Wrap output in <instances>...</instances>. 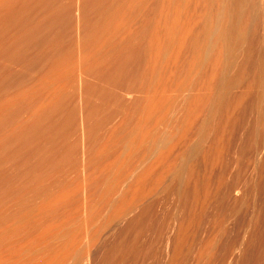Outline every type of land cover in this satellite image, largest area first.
Instances as JSON below:
<instances>
[{"label":"bare ground","instance_id":"obj_1","mask_svg":"<svg viewBox=\"0 0 264 264\" xmlns=\"http://www.w3.org/2000/svg\"><path fill=\"white\" fill-rule=\"evenodd\" d=\"M149 1L151 2L149 5L152 4L154 9L156 7V10H155L156 13H157V8H159V11H161L159 14H161V15L159 16V21L155 22L156 24L158 22V24H157L158 26H156L154 23L155 19H158V18H155L153 21H150L151 23L153 22L152 26L150 25L149 22L146 21L151 27H153V29L151 28L152 30H156V33L152 34V32L150 33V31H151L149 29L150 26L148 27V29L150 31H148V32L146 31V32L150 33L151 35L148 38L149 40H147L146 37H148L149 34L144 36V34L146 32H143L144 29H147V27H146L147 24H145L146 22L142 24V22L146 18L144 20L143 19L141 20V18H144L145 15H147L146 13L149 11L148 9H151L150 7L147 9ZM191 1L189 3H191ZM251 1L252 0H207L208 7H211V6L217 4V8H216L217 10L214 12L213 15L211 13H206V14H203V16H201L202 15V13H201V15H199L200 17H202L201 18L202 23H200L201 29L199 31L197 29L198 33L193 32L195 34L190 35V36H188V31L183 33L182 32L183 30L179 29V28H184L185 25L187 26V29H188V24L185 23V21H187L188 15H186V20L184 21L185 25L184 24L182 25L184 27L180 26V23H179L180 17H181L180 13H182V12L179 13V15H178L179 18H177V20H174L175 22L174 21L171 22V20L169 19L172 16V12L175 11L176 7L178 9L180 8L181 11L185 10L188 6V0H75L74 1L75 2L74 4H76L75 6L77 7V9H76L77 13L75 16H77V23H78L79 31L83 37L82 38L80 35V38H82L80 41L84 42V44L83 43H79V44L80 45L82 44L81 46H84V47L85 46L87 47L89 45V48H90V45H92L95 42L96 44L95 43L94 44L97 48L94 46V44L92 46H93V48L95 47V50L97 49L98 52H103L106 49H108V52H110V50L113 51L112 55L109 56L107 58V60L112 59L115 54H119L118 57L121 58V64H123V66H125L126 64L129 65L128 63L130 62L132 56L131 57L128 56V58H127V54H128V52H130V50L132 48L133 40L134 39L137 40V38L142 35L141 37L144 36L143 40L146 39L148 41V43L150 42V44H151L152 43L151 40H152V38H154L153 44L155 46L152 47L153 45L151 44L152 45L151 47L153 49L155 48L156 51H158V52H155L156 55L154 54L156 56V57H154L155 59L152 62H151V60H149L147 63L148 65H146L147 67L144 70L140 71L139 74L136 73L135 75H136V79L138 81H140V83H142V86L145 87L146 89H149L148 87L151 86L152 84L155 85V83H156V85H157L158 79L159 80L162 79V86H163V91H162L163 93L162 94L163 95H161V97H159V99H157L158 94H156V96H154L153 98L148 99L147 104H146L147 106L146 105L143 106V107L146 106L145 109H143L142 107L140 109L138 107L137 109L145 110L144 115L141 114V117L138 115V113H140V112H138V113L136 112L137 109L135 110V112H132V110L130 112V110H128L129 111L128 113L123 114L126 116V114L135 113L138 116V117L136 116L138 119L140 117V120H139L140 122L139 121L136 122L135 120H137V118H135V120H134L133 119L134 117H132L130 115L129 117H132L133 121H135L134 123L135 124L138 123L135 125L132 122V125L134 126V128H132L130 126L131 120L129 122V119H131V118L126 119V120L120 119V122H122V121H124V122L121 123L120 125L118 123L117 128L115 126L114 129H117V130L112 131L114 135H111V134L107 135V138H109L110 135L112 136V138L108 139V141H106V144L104 142L105 140L101 139V140H103V142H104L103 143V142H101L100 137L96 138L99 135V132H98V135L96 136V134H97L96 130L99 129L98 126L100 124L102 125L101 121L103 122V124H105L107 118H109V116H111V117L113 116V114L111 113V110H110L112 108H110V109L107 108V109H109V111L112 115L108 116L107 113H105V115H104L103 110L106 109L105 108L106 104H105V106H103V104L101 106V104H99V103H98L99 105L94 103L95 100L98 101L99 99L102 98L101 92L98 91V92H100L99 95L97 94V96H99V99L97 96H94L95 98L96 97L97 98L96 99L94 98L95 100L93 101V103L95 104V106L97 105L99 110H101L100 107L102 108L101 112H103V113L100 112V114H102V115H100V116L97 115L99 118H101V121H99L98 117L96 118V114H99V113H97L98 112V109H96L97 107L96 108L93 107L94 105L89 106L90 104L86 103L88 105L87 106L86 104H84L85 102L83 103L84 104L83 111L79 110L82 115H81L80 124L78 123L80 125V127H79V130L77 129V131H79V133H80L78 141H80L82 144V150H84L83 152H84L85 158L83 159L82 157L81 158L79 157V155L81 153L77 157H79L81 160L82 159L84 160V164L81 161V164H82L81 167L83 166V168H82L83 171H81V174L83 175V173H84V175H85V177L83 176L85 185L82 183L85 186V188L83 190V185H82L81 192L83 191L85 193V206L82 207V208H84L83 213L81 211H79L80 213H82V215L80 216V214H78V217L83 218V219L80 220L78 218L79 219V221H78L77 216H76L77 214L74 213V215L76 216L77 222L75 221V219L73 220V218H75L72 215L73 213L72 214L69 213V212H71L70 211V208H71L70 205H72L71 204L72 202L70 203L71 198L66 192H64V193H66L65 195L63 193V190H65L64 189L65 186L68 185V183L67 184L65 183L66 179H64L65 186L63 188L60 184V183H62L61 180H63V178H65V176L64 177L61 176L60 175L61 173H59V172H61L64 169V165L67 164L65 162H67V161L69 162V159L67 158V156H69V155L66 154V156H65L66 151L65 152L62 151V154L64 152V155H62L61 152H60L61 155L57 152L56 154H59V156L55 154L54 157L57 156L58 160L55 159L53 157V155H54L53 151L55 149H56V151H60V150H57L60 148L58 146H56V148H55L54 140L57 139V142H55V143H58V140L59 139L61 140V138H55V137H57L56 134H54V135H56L54 137L55 139H53V138L50 139V137L48 138L50 140L53 139L52 141H49V142L50 143L53 142L52 147L54 148V150L52 151L53 148L50 147L51 145H49V149L51 148V151H52L51 152L52 155L50 154L51 157H53V159L56 160V162L54 161V166H53L55 171L53 169H51L49 166L48 167H49L51 172L53 170V172H55L54 174L58 173L57 175L61 176V178H60L61 182L59 183L60 184L59 186H61L62 189L59 190L60 189L59 186H58V189L57 188L56 189L59 190L60 193L62 192L63 195L66 196L65 198H67V199H63L64 196L61 195L62 193L59 194V191H57L58 194H55L56 189H55V187H52V186H56L55 184H57V183H55V181L53 182V184L55 183L54 185L51 184L52 186H50L51 182L50 183L48 182V184L52 188V190L48 189L50 187L47 185V181H49V180L51 181V179H49L50 177L47 176V174H49V173L53 174V173L48 171V169L44 168L47 170V172L43 171L45 173L42 174V172H41L42 169L38 168L40 166V163L42 164V162H39V166H38V162H37V168H36V167H34L35 165L33 166L31 164V163H33L32 161H34L35 159L32 160L29 158L31 160L30 166H32V168L33 167L36 168V170H37V171H35V174L31 173L34 177L33 178L30 175V171H28L26 169L27 170L26 172H29V174L26 173L25 175H26V177L28 175H30L32 177V178L30 177L31 178L30 180L33 181V185L29 181V179L26 178V182L28 181V183H26V185L28 186L30 183H31V185H30V188H29V186L28 187L26 186L27 188L24 186V188L27 189V190L24 189V193H25V191H30V189H31V192H27V194L25 195L26 200L24 199L25 197L23 196L22 192H21L22 195H20L19 197L23 196L24 198L21 197V199H20L18 196H16V198L17 197L19 198V199H15L16 201H14L11 198L15 203L10 204L8 206V209H5L6 204H5V206L3 205L4 208H1L2 205L0 207V264H126L128 261H130V262L132 261L131 263L128 262V263L132 264L133 263L132 259L135 260V258H136V257L132 258L133 256H135L133 254L134 253L136 254V252H137L135 249H137L139 247V246L136 247V241H138V240L141 241V238H142V237L141 238L137 237L138 233L144 228L145 224L148 228H149V226L147 224L151 225V222L149 220H152V219H149V218L153 217L154 213L153 214H151V213L153 212V210L155 212V208H156V204H155L156 202L155 201L158 197H160L159 194H164V195L167 194L168 196H172V198L175 199V202H176L175 204H177V209H178L177 217H179L175 221L174 227H171V226H173V224H172V221H173L172 218L173 217L171 218L172 220H169L172 225L171 226L168 225V227H171V229L172 228H174V229L171 230V229L167 228V231L170 230L171 234H169V232H167L170 236L168 238L166 236L167 240L165 242V245H166L165 250H167V251H165V253H167V257H166V260H163L164 261L163 264H186V262L188 261V258H190V257H188L189 251H190V250L188 251V249H189L188 244L189 243L191 244L193 242L191 240V242L188 243V235H190L192 232L195 231V230L194 231L192 230V232L190 231V234H189L188 228L190 227L189 224L191 225L194 222L193 220H195V216L197 215V214L195 215V212H192L190 210L188 211V206L190 207V205L191 206L195 205V208H197L198 205L196 206V204H201V202H202V201L200 202L201 195L204 198V200H206L207 206H208V202L210 204H214V206H215V201H219L217 199H218L219 195L221 196L220 192L223 190V189H221L222 187L220 188V186H223L222 184H219V183H221V182H219L220 178L218 177V179H219L218 180L216 177L220 174L218 173V175L214 176L218 181L213 177V175L215 173L217 174V172H216L217 170L214 171V169L219 167L217 164L218 162H216L217 160L214 157L213 158L211 157V159H209L210 155H211L209 153L212 152V146H210L209 152H208V150L206 151V144L208 142L211 143V142L215 141L212 139V135L215 132L218 133L220 130V129L218 130V128H219L218 124L221 122L219 120L223 119L224 115L227 112H224L225 113V114L223 113L224 115L221 113L223 112V109L225 108V106H227L226 105L227 102H230V101H228L230 99L229 97H231V94L233 93V89L237 85H239L243 82H246V84H247L245 87L247 89L246 92L248 93L249 90H251L254 94L253 101H252L253 103L251 104L253 115L258 120L259 119L261 120V118L264 117V116L261 117L263 110H264V79H263L264 78L263 77L264 67L262 65L263 63L261 64V62H260L256 67H253V68L251 66H249V67H251V71L248 72L247 70H250V68L248 67L247 64H248V61H250L249 60L250 58L249 59L247 58V59H244V62H242L241 67L239 66L240 70L237 69L238 72L237 71L233 72L234 69L233 70L231 69L232 68L231 65L233 63L232 60L234 59L233 58L234 52L236 51L237 47L243 49V46L246 44L247 38H249L248 36H250V34H249L250 30L249 29H251L250 27H251L252 22H248L247 17H248V19L249 18L251 19L254 16V13L252 14V13H250L251 11L249 12V10H250L249 6L254 4L253 1H252V3H251ZM18 2H20L21 6L24 4L28 5L27 3L30 4L29 1L26 3V0H0V11L1 12L3 11L2 10V9H4L3 7L7 8L8 10L10 7L12 9H14L13 6L15 4H17ZM21 2L24 4H21ZM33 2H35V0ZM33 2L31 1V3H33ZM41 2L42 1L40 0V4H41ZM198 2H199V0L197 2L195 1L196 4ZM35 3H38V2H35ZM35 3H33L32 6H34ZM42 3L43 4L45 3L44 0ZM56 3L57 2H55L53 4H56ZM53 4L51 3L52 7H54ZM159 4H161L162 9L160 8L161 6L158 7ZM38 5H39V3H38ZM45 5L47 6V2ZM51 5H49V6H51ZM56 5L59 6L60 3L56 4ZM254 5H256V4H254ZM46 6H45V8H46ZM49 6L46 9L47 12L49 11V9H48V8H50ZM75 6H71V11L73 9L72 7H75ZM1 7H2V9H1ZM38 7L40 9V7H42V5L38 6ZM43 7H44V5H43ZM56 7H54L55 8L54 10L51 9V11L53 13L58 8V7L57 8ZM24 8L29 9L28 11H30V8H28L27 6ZM7 9H4V10L8 11ZM16 9H19V8L16 7ZM20 9H22V8H20ZM36 9H37V7H36ZM44 9H42V11H44ZM154 9H151V10L154 11ZM255 9H256V7H255ZM23 10H20L21 13ZM28 11H27V15L31 13V12L29 13ZM12 12L15 13L16 11L14 12L12 10ZM44 12H46V11H44ZM149 12L150 13L148 15L154 16V15H151L152 14L151 11H149ZM23 13H26V12H23ZM174 13H173V15H174ZM1 14L6 15L7 13L2 12ZM8 14H9V12H8ZM22 14L20 16L18 15L19 18H21ZM48 14L49 13H47V15ZM5 15L3 16V18L7 16V15L6 16ZM11 15H12V13H11ZM16 15L17 14H15V16L12 17V21H14ZM148 15L146 16L147 18L149 17ZM251 15H253V16H251ZM2 16L0 15V17H2ZM26 16H24V17H26ZM182 16L185 17V15H182ZM154 17H152V18H154ZM149 18H150V20H152L151 17H149ZM9 19H7V20H9ZM2 20L0 19L1 22H2ZM21 20H23V19H21ZM75 20H76V17H75ZM136 20H137V22H136ZM169 20H170V23H169ZM132 21H134L136 23H138V21H139V23L141 22L140 23L141 25L138 23L140 26H139V28H136L137 31L136 32L134 31L133 33L127 34L126 31L129 30L128 29L129 22L132 23ZM197 21L201 22L200 20H197ZM1 22H0V24H1V28H2V26H3L2 24L4 22L3 23H1ZM15 22H17V20ZM19 22H21V21L19 20ZM6 23H7V21H6ZM11 23L9 22L7 24L10 25ZM6 25H4V26H6ZM21 25H23V24H21ZM134 25H135V23H134ZM17 26H18V22H17ZM156 27H157V29H156ZM21 28H22V26H21ZM196 28H198V27H196ZM195 29L193 31H195ZM3 30H6V29H3ZM178 30H181V32H182V34L180 33L181 35L179 34ZM130 32H132V31H130ZM191 32H192V30H190V34H191ZM0 33H1V31H0ZM3 33L6 34V32H3ZM4 34H0V35L5 37ZM153 35H154V37H153ZM118 36L120 38L119 40H117ZM134 42H135V40H134ZM139 42H141V41H139ZM177 42L179 44H178V47H176V50L174 51V53L176 52V54L173 53L174 54V60H172V58H171L172 63L170 64V62H169L170 65H168V64L166 65L170 69V70L168 69L169 72L170 71L171 72H170V74L162 76L163 71L161 72L160 70L157 69V61H162V60L167 59L166 57L168 56L170 51L172 53V50H174V48H175V47L173 48V46ZM54 44H57V43H54ZM54 44H52V45H54ZM61 44H58V45L61 46ZM135 45H136V42H135ZM55 46H53V47H55ZM148 46H149V44H148ZM139 47H141V46H139ZM59 48H61V47H59ZM81 48H83V47H81ZM189 48H191L192 55H193V58H192L193 62L191 63L192 67H191V72H190L189 77L190 76L192 77L193 83H191V81L189 80L190 78L188 79V70L186 72V69L184 68L186 66H184V64H183V62L185 61L184 55L189 52L188 51ZM118 49H119V51H116ZM136 49H134V52L136 51ZM148 49H150V48H148ZM148 49H147V52H148ZM79 50H80V48H79ZM85 50L88 53L86 48H85ZM153 51H155V50H153ZM82 52H83V50H82ZM94 52L96 53V51H94ZM147 52H144V54L146 53V55H147ZM87 53H86V55H84V53H82V55H84V57L87 56V57H85L87 59H89V58L91 59V56L88 55ZM104 53L105 52H103V54ZM92 54H94V53H92ZM98 54H100V53H98ZM151 54H149V56ZM173 54L170 55V57L173 56ZM189 54H191V53H189ZM79 55H81V54H79ZM82 58L83 57H81V60H82ZM186 58H189V57H186ZM115 59H116V57H115ZM137 59L139 60V58H137ZM137 59H136V61H137ZM92 60H94V59H91L90 63ZM141 60H142V58H141ZM210 60L212 63V73H211L212 76L209 80H207L208 82L205 80L206 81V83H205L206 89L208 88L207 92H209V93L208 94L205 93L206 95L204 97V101L202 102L201 106L196 101L197 99H194L195 101L194 102L191 101V103H190L191 105L188 108V99L189 98L186 100L185 97L187 95L185 97H183L182 93L184 91L186 92V90L188 91V89H189L188 86L190 84L188 85V80L190 81L189 83H191L190 86H192V84L194 86L195 82L197 83V81H199V83L201 82V79L203 76V75H201V72L205 68L204 65L206 63H209ZM85 61H87V60L84 59V62ZM134 61H132V62H134ZM84 62H83V64L81 62V65H85L86 62H85V64H84ZM104 62L105 61H103V64H104ZM187 62H186V64H187ZM94 63H96V62H94ZM143 64H144V62H143ZM161 64L159 63V67ZM249 64H250V62H249ZM93 65H91V67ZM112 66H114V65H112ZM166 66L163 65L164 68ZM97 67L98 66L94 67L95 69L93 68L91 71L90 70H88V71L95 74L96 72L94 73L93 70L94 71L96 69L99 70V68H97ZM101 67L103 68L104 66H101ZM107 67H109V65ZM237 67H238V65H237ZM160 68H162V67H160ZM86 69H87V67H86ZM80 70H81V68H80ZM83 72H84V70H83ZM100 72H98V73H100ZM123 72H124V70H123ZM125 72H126V70H125ZM86 73H88V75L90 74L89 72H86ZM118 73H119V71H118ZM130 73H131V71H130ZM83 74H82V76H83ZM93 74H91V75H93ZM104 74H107V72H103V75ZM165 74H166V71H165ZM109 75H110V73H109ZM109 75L107 74L106 77H108V78L111 77V75L110 76ZM120 75H121V73H120ZM181 77L183 79L182 81H180V79H179ZM85 78H87V77H85ZM112 78L113 79L110 78L111 84L108 82L109 87H111V85L113 86V84H114V77H112ZM118 78H119V76H118ZM176 78L179 79V82L177 81ZM115 79H117V78H115ZM130 80H131V78H130ZM112 81H113V84H112ZM126 81L128 82V79ZM85 82H82V84ZM128 83H130V81ZM80 84H81V82H80ZM87 84H86V86H87ZM88 86H90V85H88ZM201 86H200V88H201ZM80 87H81V85H80ZM114 87L115 86H113V89H114ZM119 87H122V86H119ZM84 89H83V91H84ZM109 89H112V87L107 88L108 93H105L102 90V92H103L102 94H108V96H109ZM155 89H157V87ZM158 89H160V87ZM206 89L205 90L202 89V90H204V92H205ZM236 89H237V87H236ZM236 89H234V90H236ZM86 90L84 92V96L85 95L88 96L86 94ZM133 90L134 89H132L131 91H133ZM124 91H125V87H124ZM129 91H130V88H129ZM149 91H150V89H149ZM82 92H80V94ZM90 92L94 93L92 89ZM125 92H128L127 89ZM130 93L131 92H129V94ZM172 93H174V94H172ZM186 93H188V92H186ZM201 93H203V92H201ZM61 94H63V93H61ZM61 94H59V95H61ZM89 94L91 95V93H89ZM94 94H96V93H94ZM136 94L138 95L137 92H136ZM145 94H146V92H145ZM59 95H57V93H56V96H54V97L56 98ZM90 95H89L90 98L88 97L89 98L88 100L85 99V98H87V97H85L83 99V101H87L88 103L92 102V101L89 102V100H91V98H93V96H90ZM131 95L133 96V93L130 94V97H132ZM139 95H141V92ZM149 95H153V94H149ZM198 95H199V93H198ZM198 95L197 94L193 95V97L198 96ZM121 96H124V93ZM121 96L119 97L120 100H122ZM127 96L129 98V95H127ZM54 97H53L54 100L59 99V97L57 99H55ZM243 97H244V95H243ZM243 97H241V98H243ZM140 98H142V97H140ZM140 98H139V101H140ZM53 99H52V101H54ZM125 99L127 100L126 104H127V102H129V103L132 102L131 98H129V99H131L130 101H128L127 98H125ZM125 99H123V100H125ZM59 101H60V99H59ZM99 101H101V100H99ZM237 102H238V104H237L236 108H240L239 107L240 101L238 100ZM53 103L50 102L49 104H53ZM80 103H81V100H80ZM100 103H103V102L101 101ZM49 104H47V105H49ZM131 104L132 103H130L128 105H130V107H131ZM47 105H46V107L44 106L45 108H43V110H41V115H46L49 112L57 110L56 108H54L55 106L53 107L54 104L50 107ZM56 106H59V103H57ZM115 106H117V105H115ZM8 107H10L8 109H11L12 105L8 106ZM90 107L92 108V110L89 109ZM58 108H60V107H58ZM134 108H136V107H134ZM228 108H230V107H228ZM114 109H115V107H113L112 110H114ZM188 109H189L190 114L188 113ZM118 110H120V109H118ZM229 110H228V113H229ZM231 110H233V109H231ZM8 112H9V110H8ZM115 112L118 113L120 111H117V109H115ZM232 112H234V111H232ZM230 113H231V111H230ZM38 114H40V112ZM56 114H58V113H56ZM220 114L223 115V118L220 116ZM234 114H236V110H235ZM93 115L95 116L96 119L92 117ZM106 115H107V118L105 117ZM123 115H120V117H123ZM237 115H239V114H237ZM101 116L104 117L103 120H102ZM115 116H114V118H115ZM226 116H228V115L226 114ZM255 117H254V119H255ZM79 118H80V116H79ZM105 118H106V120H105ZM114 118L112 117L111 119H114ZM125 118H123V119H125ZM127 118H128V116H127ZM41 119H40V121H41ZM2 120H3V118H2ZM104 120H105V122H104ZM225 120H227V119H225ZM260 120H259V122H260ZM36 121H38V120H36ZM98 121L100 122L99 125H98V123H99ZM107 121H111V120L108 119ZM218 121H219V123H218ZM46 122H47V120H46ZM225 122H224V124H225ZM32 124H30V126ZM36 124H34V125L36 126ZM35 126H32V127L35 128ZM220 126L223 127V122H222V125H220ZM100 128H102V126ZM31 129H33V128H31ZM61 130H63V129H61ZM61 130H60V132H61ZM223 130H224V127H223ZM28 132H27V134L34 132V131L30 130V132L29 133ZM101 132H100V134H101ZM76 133L78 134V132H76ZM27 134H26V137H28L27 139L29 140V138H30L29 136H31V139H32L34 134L31 133L32 135L30 134L29 136H27ZM35 134L37 135L38 132H36ZM62 134H63V132H62ZM65 134H66V132H65ZM242 135H244V134H242ZM65 136H67V135H65ZM105 137H104V139H105ZM62 138L66 140V137L64 138V136H62ZM76 139H77V137H76ZM96 139L98 141H100L101 143H103L102 146H104V147H102V148H104V149L99 147L100 148V150H99V148H96L97 144H101L100 142L97 143L98 141H96ZM19 140H20V138H19ZM240 140H241V138H240ZM78 141H76V144L78 146H80L81 144L79 145L80 142L78 143ZM8 142H10V141H8ZM60 142H63V141L61 140ZM30 145L31 144L29 143L28 148ZM28 148H26V149H28ZM76 148H77V146H76ZM31 149H32V147H31ZM70 149L76 150L74 147H73V149L69 148V150ZM237 149H238V147H237ZM61 150H63V149L61 148ZM64 150H66V149H64ZM71 150H70V152H71ZM82 150H80V151H82ZM28 151L30 153L32 150L31 151L28 150ZM48 151L50 152V150H48ZM48 151L46 150L45 154ZM67 151H68V149H67ZM241 151H242V149H241ZM54 153H55V151H54ZM236 153H237V151H236ZM31 155L34 156L33 154H31ZM41 155H42L41 159L44 158L45 161L47 159L51 158L50 155H48L49 157H47V158H45L46 156L45 157L43 156V153ZM41 155H39V157ZM81 155L83 156V154H81ZM72 156H73V152H72ZM216 156H218V155H216ZM70 157L71 156H69V158ZM51 160H52V158L50 159V161ZM34 162L36 163V160ZM48 162H49V160H48ZM51 162L53 164V160ZM209 162H210V166H209ZM47 163H46V165H48ZM201 164H203L204 168L208 169V171L210 169V171H209L210 174L208 172V174H205V177H203V178H201L200 175H198V168L197 167H199ZM44 165H43V167H44ZM30 166H29V168H31ZM67 166L69 167V165H67ZM1 167H3V166H1ZM220 167L218 169H220ZM65 168L67 169V167H65ZM38 169H40V172H41V173H38V175L40 174L39 175L40 177L38 176L39 177L38 181L40 180V178H41V180L45 179V178L42 179V176L43 177L45 176L46 179H49V180L45 179L46 184L44 182H43L44 184L41 183L42 182L41 181L40 182L41 186L39 185L38 181H37L38 183L36 185V182L33 180L35 178H38V177H35L37 175V172H39ZM196 170H197V172H196ZM56 171H57V173H56ZM64 173H63V175H64ZM66 174H68V173H66ZM57 175H55V176L53 175V176L56 177ZM50 176H51V178H53L52 175H50ZM57 178H59V177H56L54 179L56 180ZM45 180H43V181H45ZM58 181H59V179L56 180V182H58ZM190 183L191 184L194 183V186H195V190H194L195 192H193V193L189 192L190 190H188V188L191 189ZM199 183H200V185H199ZM70 184H69V186H70ZM34 185L37 188H38V186H39V188L41 187L39 190L40 192L37 191L38 189L35 190L37 192L32 191L33 190L32 188ZM62 185H64V184L62 183ZM28 188H29V190H28ZM13 189H14V186H13ZM201 189H202V191H201ZM220 189H221V191H220ZM237 189H239V188H237ZM51 191H52V193H54L53 191H55V193L52 195L53 198H54V195H55V197H56V195H59V197L60 196H62V197L59 198L57 196L59 199L55 198V201L57 200V202L54 201V203H53V200L51 202L50 201L48 202V201H45V199H43L44 202H42V200L40 198L41 197L42 198H44V197L49 198V194H50L49 192H51ZM83 192H82V196H83ZM1 195H3V194H1ZM14 195H15V193H14ZM157 195H158V197H157ZM68 196H69L70 200H69ZM53 198H49V199L51 200ZM6 199H8V198L6 197ZM37 200H38V202L41 200L40 202L42 204L39 205L40 209H39V206L36 204ZM72 200H73V198H72ZM204 200H203V202L205 203ZM1 201H3V199ZM68 202L70 204H68ZM2 203H4V202H2ZM43 203H45V205ZM38 204H40V203H38ZM47 204L50 206H48ZM12 205H13V207L11 208ZM218 205H216L215 207L217 208ZM63 206H66L65 208L66 209L68 208L69 212L65 211L66 210L65 208H64L65 210H62L60 208ZM24 207H25L26 211L23 210ZM163 207L165 208V206H163ZM212 207H213V205H212ZM57 208L61 209L62 212L63 211L68 212L69 213L68 215H70V216H68L65 213H63V214L67 215L69 218L71 217V219L67 218V216H65V215H63V216H65L67 219L65 217H64L65 219H63L62 213L60 211V212H58V214H60L62 216L60 218L62 220H60L59 217L57 219L58 221L56 220V223H51V221L49 220L48 225H44L43 226L44 228H42L43 224H41V223H46L43 220H45V218H47V217H50V215L55 216V214H53V213L56 212ZM161 208H162V206H161ZM198 208H199V206H198ZM204 208L205 207H203V209H201V208L200 209L204 210ZM59 209L57 211H59ZM158 209H160V208H158ZM160 210H162V209H160ZM223 211L225 213L224 208H223ZM260 211H262V210H260ZM174 212L175 211H173V213ZM202 212H204V211H201V214H203ZM160 213H162V212H160ZM176 213H177V211L175 212V215H173L174 220L176 219L175 218ZM223 215L221 213V217ZM224 217H226V216H224ZM257 217H259V215ZM188 219H189V223H188ZM225 219H228V218H225ZM225 219H223V220H225ZM258 219H256L257 222H258ZM203 220H205V219H203ZM219 220H221V219H218L217 221L219 222ZM46 221H48V220H46ZM147 222H149V223H147ZM212 222H214V220ZM118 223H120V225L117 228ZM38 224L40 227H38ZM205 224H206V222H205ZM202 225H204V224H202ZM212 225H214V224H212ZM121 226L123 228H121ZM211 226H210V228H211ZM115 227L118 230L120 228V229H123L124 231L122 230V233L117 235L115 230H114ZM255 228L253 231H255ZM202 229H204V228H202ZM164 230H162V231H164ZM196 230H198V228ZM199 230H201V229H199ZM220 230H222V228ZM107 231L108 232L110 231L108 236L111 235L110 233H112V231H114V234L116 236L115 235H114L115 237L112 236V239L110 238V240L108 238L107 241L110 243H109V245L107 244L106 250H104L101 253L100 252L101 248L98 249V247L100 245V242L103 243L104 237H105V239H107L106 238L107 236H105L106 235L105 233ZM218 231H219V229H218ZM143 232H144V230L142 231L141 235H139V236H142V234H144ZM198 232L202 233V231H198ZM162 233L168 235L167 233H164V232H162ZM226 234H227V232H226ZM192 235H193V233H192ZM195 235H196V233H195ZM227 235H229V234H227ZM220 236H222V235L220 234ZM16 237H18V239L21 237L22 239L20 241H18L16 239V241H15L14 239ZM153 237H154V235H153ZM137 238H139V239H137ZM223 238L224 237H222V239ZM23 239H26L25 242ZM211 239H213V238H211ZM211 239L206 244V246L203 249L200 256H196V259L194 260V262H195L194 264H201L200 261L202 262L203 259H204L203 261L207 260L209 262L208 264L212 263L210 260H212V258L214 257L213 254L215 253V251H213L214 250L213 248H216L217 244L215 243L216 239L215 240H211ZM228 240H229V238H228ZM247 240H248V238H247ZM10 241L11 242L13 241V243H12L13 245L12 244L9 245ZM17 241H18V243L20 242L21 245H19L17 243ZM21 241H23L22 242L23 244L21 243ZM107 241H105V243ZM225 241L226 240H224L222 242H225ZM251 241H252V239H250V242ZM14 242H16V244H18L19 246L14 244ZM253 242L254 241H252V245H253ZM162 243H163V238H162ZM138 244H139V242H138ZM249 244H251V243H249ZM14 245H15L14 248L11 247ZM246 245H243V246H246ZM149 246H151V245H149ZM243 246H241V247H243ZM253 246H255V245H253ZM8 247L10 249H8ZM219 247H220V245H219ZM255 247H258V246H255ZM244 248L246 249V247H244ZM12 249L14 251H12ZM241 249H240L241 252H239V253H240V257L241 256L243 257L245 255L244 253L245 252L248 253V250L250 248L245 252L243 251L244 249L243 250H241ZM140 252L143 253L142 251H140ZM219 253H221V252H219ZM260 253H262V252L260 251ZM140 254H139V256H141ZM223 254H225V253H223ZM220 256H222V255H220ZM224 256L226 257V255H224ZM137 257H138V255H137ZM201 257L203 259H201ZM250 257H251V255H250ZM250 257L248 259V254H247V257L242 258V260L248 259V260H244L245 262L246 261L247 262L244 263V261L242 262V260H241L240 263L241 264L242 263L248 264V262H250V261L252 262L253 259L250 260ZM231 258H232V256H231ZM241 258H239V260ZM138 259L141 260L140 262H142L143 258L142 259L138 258ZM137 261L134 263L136 264ZM207 261H205L206 263L205 262L204 263L207 264ZM231 262H232V260H231ZM257 262H258V260H257ZM188 263H190V262H188ZM215 263H216V261H215ZM260 263H263V262H260ZM234 264H236V263H234ZM237 264H239L238 259H237Z\"/></svg>","mask_w":264,"mask_h":264},{"label":"rangeland","instance_id":"obj_2","mask_svg":"<svg viewBox=\"0 0 264 264\" xmlns=\"http://www.w3.org/2000/svg\"><path fill=\"white\" fill-rule=\"evenodd\" d=\"M28 1L30 2V4L27 3ZM31 1L33 2L34 0H26V3L28 5H26V4H24V3L21 2V4H24V5H22L23 7L20 5V2H18L17 4H15L13 6L14 9H12L10 7L9 10H8L7 8L3 7L4 9H7L8 11L2 9V7H1V9L3 10L2 12H6L7 14L9 12L10 15L12 13L11 16L9 14L8 15L6 14L7 16L4 14L6 17L3 18L4 15L1 14L2 12L0 11V15L1 16L3 15L2 17H0L1 20L3 19L2 22L1 21L0 22L1 23L4 22L2 24L3 25L2 28H1V24H0V31H1L0 34H4L3 32H6V34H4L5 37H3L2 35H0L1 36L0 37V92H1L0 93V195L3 194V195L0 196V207L2 205L1 208H4V206L6 204L5 209H8V206L10 204L15 203L14 202V201H16L15 199H19V198L21 199V197L24 198L25 195L27 194V192H31V189H30V191H25V193H24V189H26L28 186L30 188L31 183L33 185V181L30 180L33 177V175L31 173H34L35 174V171H37L36 170V168H37V162H38V166H39V162H42V164L40 163V166L41 165L42 166L41 167L40 166L38 167V168L42 169V171H41L42 174L45 173L43 171H46L47 172L46 169H48V171H50L49 167L55 171V169L53 167L54 166V161L56 162L55 159L58 160V157L57 156L54 157L55 154L57 152L59 154L61 152V154H62V151H64V152L66 151L65 152V156L67 154V155L71 156L72 158L71 157L69 158V156H67V158L69 159V162L68 161L65 162L67 164H65L64 165V169L61 172H59V173H61L60 174L61 176H63V177L65 176V178H63V180H61L64 185H62V183H60L61 182L60 181L61 176L60 175H57L58 174L57 173V171H58L57 169H56L57 170L56 171L57 174H54L55 172H53V170H52V172L50 171L53 174H50L49 173L50 175H52L53 178H51V176L46 173L47 176L50 177L49 179H51V181L49 179H46L45 176L44 177L42 176V179L45 178L46 180H49V181H47V185L48 186H49L48 182L49 183L51 182L50 183V186H52L55 183H57V184H55L56 186H52V187H55V189L56 188L58 189V186L60 184H61V186L63 188L65 186V183L66 184L68 183V185H66L65 188H64L66 191L63 190V193L66 192L70 196V198H71V200H70V198L68 196V198L70 200V203L72 202L71 203L72 205H70L71 206V208H70V211L71 212L68 211V208L67 209L65 208L66 206H63V207H60V208L62 210H65L66 209L65 211H68L70 214L73 213L72 215L75 218H73V217L72 218H73V220L75 219V221L77 222L76 216H77V219H78L79 218L78 217V214H80V216L82 215V213L84 211V208H82V207L85 206V193L82 191L83 192V196H84L83 197L82 196V192H81L82 185L83 184L85 185V182H84L85 175H84V173H83V175L81 174V171H83V169H82L83 166L81 167V165H82L81 164V161L84 164V160L83 159L85 157H84V152H83L84 150H82V144H81L80 141H78V138H79L80 133H79V131H77V129L79 130V127H80L79 124H80L81 115H82L79 110H82L83 111L84 104L87 103V104H90L89 106L94 105L93 107H95V108L99 104H101V106H102V104H103V106H105V104H106V107H105L106 109L107 108H109V109L112 108L113 109V107H115V109H117V111H120V112L117 113V112H115V109L114 110L110 109L111 110V113L113 114L112 117L114 118V116L116 115L114 119H111L112 117L109 116V115H112V114L110 113L109 109H107L108 110L107 111L103 107L105 109V110H103L104 111V115H105V113H107L108 116H109V118H107V115L105 117L107 118V120L108 119L111 120V121H107L106 118H105L106 123L103 124V122L101 121V118H99L97 116V115H99V116L102 115V114H100L102 108L100 106L99 107H100L101 110H99L98 107L96 108V109H98V112L97 113H99V114H96V118L98 117L99 121H101V123H102V125H101L100 122L98 121L99 122L98 125L100 124L102 126V128H100L101 127L100 125H99L100 127L98 126L99 129L98 128L97 129L99 131L96 130V133H97L96 136L98 135V132H99V135L96 138L100 137V140L101 139L105 140L104 142L106 144V141H108V139L112 138L111 135H114L112 131L117 130V129H114V128H115V126H116V128L118 127V123L120 125L121 123L124 122L122 120H126V119L131 118V119H129V122L131 120V125L130 126L132 128H134V126L132 125V122L134 123L135 121L136 122L139 121L140 120V117H141V114L144 115V113H145L144 111L145 110H143V109H145L146 106H147L146 105L147 104V100L153 98L154 96H156V94H158L157 95L158 96L157 99H159V97H161V95H163L162 94L163 93L162 92L163 91L162 79H160V80L158 79L157 85L155 83V85L152 84L151 86H149L148 87L150 89V91H149V89H146L145 87L142 86V83H140V81H138L136 79V75H135L136 73L139 74L140 71L144 70L147 67L146 65H148L147 63H148L149 60H151V62H152L155 59L154 57H156L155 56L156 55L155 52H158V51H156L155 48L154 49L152 48V47L155 46L153 44V39L154 38H152V40H151L152 41L151 44L153 46L150 44V42L148 43L147 40H149L148 38L151 35L150 34L151 32H152V34L153 33H156V30H152L153 27H151V26H152L153 22L151 23L150 21H153L155 18H158V19H155L154 23L156 21H159V16L161 15L159 13L161 11H159V8H157V13H156V11H155L156 10V7H155L156 5L154 6L155 7V9H154L152 4H151L152 6L149 5L151 3L149 1L147 9L149 7L151 9H154L155 12L153 10H151V9H148V10L151 11L152 12L151 15H154L155 17L148 15L150 13L148 11L146 14L149 17H151L152 20H150L149 17L147 18L146 17L147 15H145V17L144 18H141V20L142 19L144 20L145 18L146 19L143 22L141 20L140 21L142 22V24L147 21L151 25L150 26L146 22L145 24H147V26H146L147 29H144L143 32H146V31L148 32L150 30L151 31H150V33H147L146 32L144 34V36L149 34L148 37H146L147 40L146 39L143 40L144 39V36L141 37L142 35L140 36L141 38L138 37L139 39L138 38H137V40L134 39L137 46L135 45V42L133 40V45L135 47L131 44L132 45V48H131L130 52H128V54H127V58H128V56H130V57L132 56L131 57V60L128 63L129 65L126 64L125 66H123V64H121V58L118 57L119 54H115L112 59H108L107 60V58L112 55L113 51L110 50V52H108V49H106L105 51H103V52H105L104 54H103V52H98L97 49L95 50V47H96L95 46V44H96L95 42H94L95 44L93 43L94 46H95L94 48L92 46L93 45L92 43H91L92 45H90V48H89V45L87 46L89 49L86 46L84 47V46H81L82 44L81 45L79 44V43H83L84 44V42H81L80 41L83 37H82V34H80V31H79V27H78V23H77V16H75L76 13H77V11H76L77 7L75 6L76 4H74L75 3L74 2L75 0L74 1L73 0H59L60 2L58 0H46V1L44 0V2H45L44 4L42 3L43 0H41L42 1L41 4H40V0H35V2H38L39 5H38V3L33 2V3H35L34 6H32L33 3H31ZM190 1L188 0V6H187V8L185 10H182L181 11L180 8L178 9L176 7L177 10L175 9V11H174L175 13L172 12V16L169 18L171 20V22L174 21V20H177V18H179L178 17L179 13L182 12V13H180L181 17H180V22H179L180 23V26H182L184 24V21L186 20V15H188L187 21H185V23L188 24V29H187V26L185 24L184 25H185L186 28L184 26H182L184 28H179V29L183 30L182 31L183 33L188 31V36L194 35L195 33H198L197 32V29H198V31L201 29V26H200L201 24L200 23H202V19H201L202 17L199 16V15H201V13H202L201 16H203V14H206V13H211L213 15L214 12L217 10L216 9L217 8V4L216 5H213L211 7H208L207 0H199V2L197 4L195 3V1L197 2L198 0H192L191 3H189ZM252 1L256 5L253 4V5H250L249 6V9H250L249 12L251 11L250 13H252V14L254 13V16L251 15V16H253V18H251V19L249 18L251 21L247 17V21L248 22H252L251 23V27H250L251 29H249L250 30L249 31L250 32L249 33L250 36H248L249 38H247L246 44L243 46V49L237 47L236 51L234 52V54L236 56L233 54V58L234 59L232 60L233 63L231 65L232 66L231 69L232 70L234 69L233 72L237 71V69L240 70L239 66L241 67L242 62H244V59H247V58L248 59L250 58L249 59L250 61H248V64H247L248 67L249 66H251L252 68L253 67H256L260 62H261V64L263 63L262 65L264 67V1L263 0H252ZM252 1H251V3H252ZM46 2H47V6L45 5ZM55 2H57L56 4H59L60 3V5L58 6L56 4H53ZM51 3L53 4L54 7H56V6L58 8L60 7L59 9L56 7L57 9H56V11H54V13L51 11V9L54 10L55 8L52 7ZM37 5L38 6H41L42 5V7H40V9H39V7ZM43 5H44V7H43ZM49 5H51V6H49ZM26 6L28 8H30V11H28L29 9L24 8ZM45 6H46V8H45ZM48 6L50 8H48L49 11L47 12L46 9H47ZM71 6H75V7H72L73 8L72 11H71ZM160 6H161V4H159L158 7H160ZM16 7L19 8V9L22 8L20 10H23L24 9L22 11V13L23 12H26V13H23L22 14L19 9H16ZM36 7H37V9H36ZM255 7H256V9H255ZM160 8L162 9V6ZM11 9L14 12L15 11L16 12L13 13ZM42 9H44V11H46V12L42 11ZM27 11L29 13L30 12L31 13L27 15ZM20 13L22 14L21 18H19V16L21 15ZM47 13H49V14L47 15ZM173 13H174V15H173ZM15 14H17V15H16L15 19L13 18L14 21H12V17H14ZM182 15H185V17L182 16ZM24 16H26V17H24ZM75 17H76V20H75ZM152 17H154V18H152ZM7 19H9V20H7ZM21 19H23L24 21L21 20ZM16 20L18 22V26H17V22H15ZM19 20L21 22H19ZM170 20H169V23H170ZM197 20H200L201 22H199ZM6 21H7V23H9V22L10 23L12 22V23L10 25H8L6 23ZM136 22H137V20H136ZM136 22H134V21H132V23L129 22V27H128L129 30L126 31L127 34H130V33H133L134 31L135 32L137 31L136 28H139V26L141 25L140 24L141 22L139 23V21H138V23L140 25L138 23H136ZM134 23H135V25H134ZM21 24H23V25H21ZM157 24H158V22H157ZM157 24L155 23L156 26H158ZM4 25H6V26H4ZM21 26H22V28H21ZM149 26H150V28H149L150 30L148 29ZM196 27H198V28H196ZM3 29H6V30H3ZM156 29H157V27H156ZM194 29H195V31H193ZM181 30H178L179 31V34L180 33L182 34ZM190 30H192L191 34H190ZM130 31H132V32H130ZM193 32H195V33H193ZM80 35H81L82 38H80ZM154 35H153V37H154ZM119 39L120 38L118 36V39L117 40H119ZM138 40L141 41L142 43L139 42ZM54 43H57V44H54ZM52 44H54V45H52ZM58 44H61V46L58 45ZM148 44H149V46H148ZM178 44H179L178 42L176 44H174L173 48L174 47L175 48H174V50H172V53L170 51V53L166 57L167 59H165L166 61L165 60L157 61V69L160 70L161 72L163 71L162 72V76L163 75L170 74L171 71L169 72L170 69L166 65L167 64L170 65L172 63V60H174V54H176V52L174 53V51L176 50V47H178ZM55 45L56 46L58 45V46L56 47ZM53 46H55V47H53ZM80 46L83 47V48H81ZM139 46H141V47H139ZM59 47H61V48H59ZM79 48H80V50L82 49L83 52H82V50L80 51ZM85 48L87 49L88 53L86 52ZM148 48H150V49H148ZM91 49L92 50L94 49V50L92 51ZM134 49H136L135 52H134ZM147 49H148V52H147ZM153 50H155V51H153ZM94 51H96V53ZM116 51H119V49L116 50ZM188 51L189 52L184 55V60L185 61L183 62V64H184V66L187 67V68L186 67H184V68L186 69V72L188 70V79L190 78L189 80L191 81V83H193L192 82V77L191 76L189 77L190 72H191V67H192L191 66V63L193 62V60H192L193 55H192L191 48H189ZM144 52H147V55H146V53L144 54ZM82 53H84V55H86V53H87L88 55L91 56V59H94V60L91 61L92 64L90 63V60L91 59L90 58L89 59L85 58L87 56L84 57V55H82ZM92 53H94V54H92ZM98 53H100V54H98ZM189 53H191V54H189ZM79 54H81V55H79ZM149 54H151V55L149 56ZM172 54H173V56L170 57V55H172ZM81 57H83L82 60H81ZM115 57H116V59H115ZM186 57H189V58H186ZM137 58H139V60ZM141 58H142V60H141ZM171 58H172V60H171ZM84 59L87 60V61H85L87 65L85 64ZM136 59H137V61H136ZM103 61H105L104 64H103ZM107 61L108 62L110 61V62L108 63ZM132 61H134V62H132ZM81 62H82V64L84 62L85 65H81ZM94 62H96V63H94ZM143 62H144V64H143ZM169 62H170V64H169ZM186 62H187V64H186ZM249 62H250V64H249ZM159 63L160 64L162 63L160 65V67H162V68L159 67ZM91 65H93V66L91 67ZM108 65H109V67H107ZM112 65H114V66H112ZM163 65L166 66V67L164 68ZM237 65H238V67H237ZM96 66H98L97 68H99V70L101 72L98 69H96L95 71L93 70L94 73L96 72L95 74L91 73L90 71L94 67H96ZM101 66H104V67L102 68ZM86 67H87V69H86ZM204 67H203L204 69L202 68L204 71L202 70V72H201V75H203L202 76V79H201V82L199 83V81H197V83L195 82V85L194 86H193V84H192V86H190L191 83H189L190 81L188 80V85L190 84L189 85L190 87L188 86V88H189L188 91L186 90V92H188V93H186L185 91L184 92L186 94L183 92L185 95L182 93L183 97H185L186 95L188 96V97L187 96L185 97L186 100L189 98L188 99V108L191 105L190 104L191 101H193V102L195 101L194 99H197L196 101L201 106L202 102L204 101V97L206 95L205 93H207V94L209 93V92H207L208 91V88L206 89V84L205 83L212 76V74H211L212 73V63H211V60L209 61V63H206L204 65ZM251 67H249L250 70H247L248 72L251 71ZM80 68H81V70H80ZM122 69L124 70V72H123ZM83 70H84L85 73L83 72ZM88 70H90V71H88ZM125 70H126V72H125ZM118 71H119V73H118ZM130 71H131V73H130ZM165 71H166V74H165ZM86 72H89L90 74L88 75V73H86ZM98 72H100V73H98ZM103 72H107L108 75L110 73L111 77H109V78L106 77L107 74H104L103 75ZM120 73H121V75L123 77L120 75ZM82 74H83V76H82ZM91 74H93V75H91ZM118 76H119V78H118ZM85 77H87V78H85ZM112 77H114V84H113V81H112L113 86H115L114 89H113V86L111 85L112 89H109V96H108V94H102L103 92L108 93L107 88H111V87H109V83L111 84L110 78L113 79ZM263 77H264V75H263ZM115 78H117V79H115ZM130 78H131V80H130ZM127 79H128V82L130 81L131 84L126 81ZM176 79H177L178 82H179V79H180V81L183 80L182 77L179 78V79L178 78H176ZM80 82H81V84H80ZM82 82H85V83L82 84ZM86 84H87V86H86ZM80 85H81V87H80ZM88 85H90V86H88ZM246 85H247L246 82H243V83H241V84H239V85L236 86L237 89H236V87L234 88L236 90L233 89V93L231 94V97H229L230 99L228 100L230 102H227V104H226L227 106H225V108L223 109V112L221 113V114H223L224 112H227L226 114L228 116H226V114L224 113L225 115L223 114L224 115V118H223V115L220 114V116L224 120L220 118L221 120H219V121H221V122L219 123V121H218V123L220 125H222V122H223L224 130H223V127L218 124V127L219 128L218 127L217 128H218V130L220 129L219 132L218 133L215 132L212 135V139L215 140V141H213L211 143L208 142L206 144V151L208 150V152H209L210 146H212V152L209 153V154H211L209 159H211V157L212 158L214 157L217 160L216 162H218L217 163L218 166L219 167L221 166L220 169H218L219 167H217L216 169H214V171L217 170L216 171L217 174L214 172L215 174L213 175V177L215 175H218V173L220 174V175H218L216 177H217V179H218V177L220 178V180L219 179L218 180L221 183H219V182L218 183L223 185V186H220V188L222 187L221 189H223V190L221 191V189H220V191L222 193L220 192L221 196L219 195V197H218L217 200H219L220 202L222 201V202L220 203L219 201H215V206L219 204L217 208L214 206V204H210L209 202H208V206H207L206 205L207 204L206 200H204V198L201 195L200 198L201 199L203 198V199L202 200L200 199V202L201 201L203 202V200H204L205 203L204 202L203 203L201 202V204H196V206L198 205L199 208H198V206H197V208H195V205L194 206H191L190 205V207L188 206V211L190 210L192 212H195V215L197 214L198 216L196 215L195 216V220H193L194 222L191 225L189 224L190 227L188 228V233L190 234V231L192 232V230L193 231L195 230L194 232L196 233V235H195L194 232H192L193 235H192V233L190 235H188V243L191 242V240L193 242L191 244L190 243L188 244V247H189L188 251L190 250L188 257H190V258H188V261L186 262V264H194L195 263L194 260L196 259V256H200V254L202 253V251L205 248L206 244L210 241L211 238H213L211 240H215L216 239L215 240V243L217 244V247L216 248H213L214 250L212 249L216 253V254L215 253L213 254L214 257L212 258V260H210L213 264H234V263L237 264V259H238V263L241 264L240 262H241L242 258L247 257V254H248V259H249L250 255H251L250 260L253 259L252 262L249 260L250 262H248V264H257V263L259 264L260 262H263V263H260V264H264V250H263L264 249V117H263L264 116V110H263V113H262V116H261L263 118H261V120L259 119L260 120V122H259V120L256 119V117L253 115L252 107H251L252 106L251 104L253 103L252 101H253L254 94H253V92L251 90H249L248 93L246 92V90H247L245 88ZM119 86H122V87H119ZM200 86H201V88H200ZM124 87H125V91L127 89L128 92H125L124 91ZM156 87H157V89L160 87V89L157 90V89H155ZM129 88H130V91H129ZM83 89H84V91H83ZM91 89L96 94L90 92ZM132 89H134V90L131 91ZM202 89H204V90L206 89V91L204 92V90H202ZM85 90H86V94L88 96H86V95L84 96ZM102 90H103V92H102ZM98 91L101 92V96H102L101 99H99V96H97V94L99 95V93H100ZM60 92L63 93V94H61ZM80 92H82V93L80 94ZM129 92L133 93V96L131 95L132 97H130V94L131 93L129 94ZM136 92L138 93V95L136 94ZM140 92H141V95L142 96L139 95ZM145 92H146V94H145ZM201 92H203V93H201ZM56 93H57V95H59V94H61V95H59V96H57L55 98L54 96H56ZM89 93H91V95ZM123 93H124V96H121V95H123ZM198 93H199V95H198ZM149 94H153V95H149ZM172 94H174V93H172ZM196 94L199 97L198 96H194L193 97V95H196ZM89 95L90 96H93V98H91V100H89V102L90 101H92V102L88 103L87 101H83V99L85 97H87L85 99L88 100L90 98ZM127 95H129V98H131L132 100L129 99ZM243 95H244V97H243ZM94 96H97L98 99L101 100L103 103H100L101 101H99V100L96 101L95 99L97 97L95 98ZM120 96H121L122 100H120V98H119ZM147 96L148 97L150 96V97L148 98ZM53 97L55 99H57L59 97L60 101H59V99L54 100ZM140 97H142V98H140ZM241 97H243V98H241ZM125 98H127L128 101H130V100L132 101V102H130V103H132L131 104V107H130V105H128V104H130L129 102H127V104H126V101L127 100ZM139 98H140V101H139ZM52 99L54 101H52ZM123 99H125V100H123ZM80 100H81V103H80ZM94 100H95L94 103L97 104L96 106L93 103ZM238 100L240 101V106H239L240 108H236L237 107V104H238V102H237ZM49 101L52 102V103L54 102L53 103L54 105L53 104H49L50 103ZM57 103H59V106H56ZM47 104H49V105H47ZM11 105H12L11 109H8V108H10L8 106H11ZM46 105L49 106V107L52 106V105H53V107L55 106L54 108L57 109L56 110L57 112L54 110L52 112H49L46 115H41V110H43V108H45ZM115 105H117V106H115ZM144 105H146V106L143 107ZM58 107H60V108H58ZM134 107H136V108H134ZM138 107L140 109L142 107L143 108L142 109L143 111L140 110V109H137ZM228 107H230V108H228ZM89 109L92 110L91 107ZM118 109H120V110H118ZM136 109H137V111H136L137 113L140 112V113H138V115L140 116L139 119L137 118L138 116L135 113H133V114L132 113H129V114H126V116L123 115L125 113H128L129 112L128 110H130V112H131V110H132V112H135ZM231 109H233V110H231ZM8 110H9V112H8ZM228 110H229V113H228ZM235 110H236V114H234ZM230 111H231V113H230ZM232 111H234V112H232ZM39 112H40V114H38ZM56 113H58V114H56ZM101 113H103V112H101ZM188 113H189V109H188ZM237 114H239V115H237ZM120 115H123V117H120ZM130 115L132 117H134L133 118L134 120H135V118H137V120L133 121L132 117H129ZM79 116H80V118H79ZM103 116H101L102 117V120L104 119ZM127 116H128V118H127ZM92 117L95 118L94 115ZM254 117H255V119H254ZM2 118H3V120H2ZM123 118H125V119H123ZM40 119H41V121H40ZM120 119H122L121 120L122 122H120ZM225 119H227V120H225ZM36 120H38V121H36ZM46 120H47V122H46ZM105 120H104V122H105ZM224 122H225V124H224ZM30 124H32V125L30 126ZM34 124H36V126ZM136 124H138V123H136ZM32 126H35V128L37 127L38 129L37 128L35 129ZM30 127L33 128V129H31ZM61 129H63V130H61ZM30 130H33L34 131V132H31V133L34 134L33 137H32V139H31V136H29L31 134V133H29ZM60 130H61V132H60ZM27 132L29 134H27ZM36 132H38L37 135L35 134ZM62 132H63L64 135L62 134ZM65 132H66V134H65ZM76 132H78V134ZM100 132H101V134H100ZM241 133L244 134L245 136L242 135ZM26 134H27V136L30 137L29 140L27 139L28 137H26ZM54 134H56L57 137H55L56 135H54ZM108 134H111L109 136V138H107V135ZM65 135H67V136H65ZM62 136H64V138L66 137V140L63 139ZM49 137H50V139L51 138H53V139H55V138H61V140L64 143L63 142H60L61 141L60 139L58 140V143H55V142H57V139H55L54 140V144L55 145L53 144L55 146V148H56V146H58L60 149H57V150H60V151H56V149L54 150V148L52 147V143L53 142L52 143L49 142V141H52L53 139L50 140V139H48ZM76 137H77V139H76ZM104 137H105V139H104ZM19 138H20V140H19ZM240 138H241V140H240ZM103 140H101V142H103ZM8 141H10V142H8ZM76 141H78V143L80 142L79 145L80 144L81 145L78 146L76 144ZM96 141H98V140L96 139ZM99 142L100 141H98L97 143H99ZM29 143L31 144L29 146L30 149L28 148ZM103 143L97 144L96 145V148H99V147L102 148V147H104V146H102ZM49 145H51L50 147L53 148L52 151L53 150L55 151V153L53 151V154H54L53 157L55 159H53V157H51V155H52L51 152L52 151H51V148L49 149ZM75 145L77 146V148H76ZM31 147H32V149H31ZM73 147L76 150H74ZM237 147H238V149H237ZM26 148H28V149H26ZM61 148L63 150H61ZM69 148H72L73 150L70 149L71 150V152H70ZM100 148H99V150H100ZM64 149H66V150H64ZM67 149H68V151H67ZM102 149H104V148H102ZM241 149H242V151H241ZM28 150H30V151L32 150L30 153L33 154L35 157L32 156L29 153ZM46 150L47 151L50 150V152L48 151L47 152L48 154L47 153L45 154ZM80 150H82V151H80ZM236 151H237L238 154L236 153ZM64 152H63L62 155H64ZM72 152H73V156H72ZM40 153L41 154L43 153V156L44 157L46 156L45 158L49 157L48 155L51 154L50 157L53 160V164L51 162L52 160L50 161L51 158H49V159L46 160L47 162L49 160V162L51 164L49 162L47 163L44 158L41 159L42 158V155ZM80 153L83 154V156ZM59 154H56V155L59 156ZM39 155H41V156L39 157ZM78 155H79L80 158L82 157L83 159L81 160L79 157H77ZM216 155H218V156H216ZM29 158L32 159V160L33 159L36 160V163L34 162L35 160L32 161L33 163H31L33 166L35 165L34 167H36V168L33 167L34 168L33 169L32 166H30L31 165L30 164L31 160ZM45 162L48 165H46ZM43 165H44V167H43ZM67 165H69V167ZM1 166H3V167H1ZM29 166L31 168H29ZM209 166H210V162H209ZM65 167H67V169ZM44 168H46V169H44ZM197 168H198V175H200L201 178L205 177V174H208V172L210 171V169L208 171V169L204 168V165L203 164H201ZM26 169L28 171H30V175L32 177L30 175H28L26 177L25 174L26 173L29 174V172H26L27 171ZM40 169H38L39 172H37V175L36 176L34 175L35 177H38L40 175V174L38 175V173H41L40 172ZM62 172L63 173L65 172L64 175H63ZM196 172H197V170H196ZM66 173H68V174H66ZM209 174H210V172H209ZM53 175L54 176L57 175L56 177H59V178L56 179V180L59 179L58 182H56V180L54 179L56 177H54ZM39 177L33 179L36 182V185H37L38 182H39V185L41 183H43V182L46 184V180L45 179H43V180H45V181H43L40 178V180L38 181ZM26 178L29 179V181L31 182L28 186L26 185V183H28V181L26 182ZM64 179H66V181L67 180L68 181L67 182L65 181V183H64ZM54 181H55V183L53 184ZM69 184H70V186H69ZM84 185H83V190L85 188ZM190 185H191L190 188L192 190L188 188V190H190L189 192H191V193L195 192L194 191L195 190L194 183H192V184L190 183ZM199 185H200V183H199ZM13 186H14V189H13ZM24 186L25 187L27 186V187L24 188ZM61 186H59L60 187L59 190L62 189ZM29 188H28V190H29ZM40 188H39V186L37 188L34 185L33 188H32L33 189L32 191L33 192H37V191L40 190ZM237 188H239V189H237ZM36 189H38V190L35 191ZM48 189L52 190L51 187L48 188ZM57 189L55 190L56 193H55V191H53L55 194H58L57 191H59V190H57ZM201 191H202V189H201ZM21 192L23 193V196L24 197L23 196L19 197L20 195H22ZM14 193H15V195H14ZM49 193L51 194V195L49 194V198H53L52 195L54 193H52V191L49 192ZM61 193L59 191V194H61ZM63 193L61 194L62 196H64L66 194V193H64V195H63ZM159 195H160V197H158V195H157L158 198L155 201L156 203L154 202L156 204V208L154 207L155 208V212L153 210V212L151 213V214L154 213L153 214V217L154 218L153 217L152 218L151 217L149 218V219H152V220H149L151 222V225L147 224L149 226V228H148L146 226V224H145L144 225V228L142 227L143 229L139 232L140 234L138 233V236L137 237H139V238L142 237V238H141V241H139V240L136 241V247L139 246L137 249H135L137 251L136 254L138 253L137 254L138 257H137V255L135 253L133 254L135 256H133L132 258H134V257H136V258H135V260L131 258L133 260V263L132 264H135L134 262H136L137 260L138 261H137L136 264H141V263L142 264L143 263L144 264H149V263L150 264H163V262H164L163 260H166L167 253H165V251H167V250H165L166 249L165 242H166L167 238L170 236L169 234H171L170 233V230L167 231V228L171 229V227H174L175 226L174 223H175V221L179 217H177V215H178V209H177V204H175L176 203L175 202V199L172 198V196H168L167 194H165V195L164 194H159ZM16 196H18L19 198L18 197L16 198ZM57 196L59 197V195H56V197L54 195V198L51 199V200L48 197L47 198H45V197L42 198L41 197L40 199L42 200V202H44L43 199H45V201H48V202L49 201L51 202L53 200V203H54L55 198L56 199L58 198ZM62 196H60V197H62ZM6 197L8 199H6ZM65 197L66 196H64L63 199H67ZM72 198H73V200H72ZM2 199H3V201H1ZM24 199L26 200V197ZM40 201L38 202V200H37V202L40 203V204H38L36 202V204L38 206L42 204ZM2 202H4V203H2ZM55 202H57V200ZM70 203L68 202V204H70ZM43 204L45 205V203H43ZM212 205H213V207H212ZM48 206H50V205H48ZM161 206H162V208H161ZM163 206H165V208ZM12 207H13V205L11 206V208ZM203 207H205L204 210H201V209H203ZM158 208H160L162 210H160ZM223 208L225 210V213L223 211ZM39 209H40V206H39ZM58 209L59 208H57V210ZM61 209H59V211L56 210V212L53 213V214H55V216H53V215L51 216L50 215L51 218L50 217H47V218H45V220H43L47 224L46 223H41L39 221L41 224H43L42 225V228H44L43 227L44 225H48L49 220L51 221V223H56V220L58 219V217L60 219L63 215H65V214L68 215L69 214L68 212H64V211L62 212ZM23 210H25V207L23 208ZM260 210H262V211H260ZM60 211L62 213V216L60 214H58V212H60ZM79 211H81L82 213H80ZM173 211H175V212L177 211L176 217H175L176 219L175 220H174V216H173V215H175V212L173 213ZM201 211H204V212H202L203 214H201ZM160 212H162V213H160ZM63 213H65V214H63ZM74 213L77 214V215L75 216ZM221 213H222V215L224 214L222 217H221ZM67 215H65V216H67ZM258 215H259V217H257ZM65 216H63L62 218L65 219L66 218ZM68 216H70V215H68ZM68 216H67V218H69ZM224 216H226V217H224ZM171 218L174 221V222L172 221L173 226H171L172 224L169 221V220H172ZM222 218L223 219L228 218V219H225L226 220L225 221ZM69 219H71V217ZM79 219L81 220L83 218H79ZM79 219H78V221H79ZM203 219H205V220H203ZM218 219H221V220H219V222H218L217 221ZM256 219H258V222H257ZM46 220H48V221H46ZM60 220H62V219H60ZM213 220H214V222L215 221L216 222L215 223L212 222ZM204 221L206 222V224H205ZM221 221L222 222L224 221V222L222 223ZM147 223H149V222H147ZM188 223H189V219H188ZM211 223L214 224L215 226L212 225ZM39 224H38V227H40ZM202 224H204V225H202ZM117 225H118L117 226V228H118L119 225H120V223H118ZM168 225L171 226V227H168ZM210 226H211V228H210ZM253 227L254 228L256 227L255 228V231H253L254 230ZM117 228L115 227L114 230H115L116 234L118 235V234L122 233V230L123 229H120L119 228V230L121 231L120 232ZM121 228H123V227L121 226ZM197 228H198V230H196ZM202 228H204L205 230L202 229ZM221 228H222V230H220ZM172 229H174V228H172ZM199 229H201V230H199ZM218 229H219V231H218ZM143 230H144V232H143L144 234H142V236H139V235H141V233H142ZM162 230H164V231H162ZM198 231H202V233L201 232H198ZM109 232L107 231L105 233L106 235L104 234L105 236H107L106 237L107 239H105V237H104L103 238L104 241L102 240L103 243L100 242V245L98 247V249L101 248L100 249L101 251L99 250L101 253L104 250H106L107 244L109 245V243H110V242L107 241L108 238L110 240V238L112 239V236L115 235L114 234V231H112L113 234L110 233L111 235L108 236ZM162 232H164V233L169 232V234L167 233L168 235H166V234H163ZM226 232L230 236L227 235ZM219 233L222 236H220ZM153 235H154V237H153ZM166 236H167V238H166ZM18 237H16L14 240L16 241V239H17L18 241H20L22 239L21 237L18 239ZM222 237H224V238L222 239ZM139 238H137V239H139ZM162 238H163V243H162ZM228 238H229V240H228ZM247 238H248V240H247ZM250 239H252V241H254L253 242V245L258 246V247L253 246L252 245V241L250 242ZM23 240L25 242L26 239H23ZM224 240H226V241L225 242H222ZM18 241H17V243H18ZM105 241H107V242L105 243ZM22 242L23 241H21V243ZM138 242H139V244H138ZM12 243H13V241L12 242L10 241V244L9 245H11ZM249 243H251V244H249ZM14 244H16V242H14ZM18 244L21 245L20 242ZM18 244H16V245L19 246ZM218 244L220 245V247H219ZM242 244L243 245H246L247 244V245L246 246H243ZM149 245H151V246H149ZM241 246H243V247H241ZM11 247L14 248L15 245L14 246H11ZM238 247L240 249L242 248L241 250L244 249L243 250L244 252L247 251L249 248H250L249 249L250 251L248 250V253L245 252L244 253L245 255L243 257L241 256L242 257L241 258L240 257V253H239L241 251H240V249ZM244 247H246V249ZM8 249H10V248L8 247ZM12 251H14V250L12 249ZM140 251H142L143 253H141ZM260 251L262 253H260ZM219 252H221V253H219ZM223 253H225V254H223ZM139 254L141 256H139ZM220 255H222V256H220ZM224 255H226V257ZM231 256H232V258H231ZM138 258H141V259L143 258L142 259V262H140L141 260H139ZM239 258H241V259L239 260ZM201 259H203V258L201 257ZM248 259H243L242 262L244 260H248ZM203 260H202V262L200 261L201 264H205L206 263L205 261H207V260H205V261H203ZM231 260H232V262H231ZM254 260L256 262L258 260V262L256 263ZM215 261H216V263H215ZM128 262H130V261H128ZM128 262L126 264H130L132 261L130 263H128ZM188 262H190V263H188ZM246 262L244 261V263H246ZM208 263L209 262L207 261V264Z\"/></svg>","mask_w":264,"mask_h":264}]
</instances>
